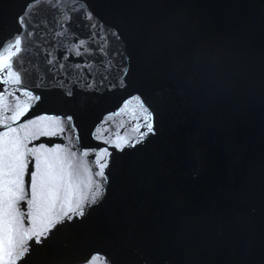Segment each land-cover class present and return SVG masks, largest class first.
Wrapping results in <instances>:
<instances>
[{
    "label": "water",
    "instance_id": "obj_1",
    "mask_svg": "<svg viewBox=\"0 0 264 264\" xmlns=\"http://www.w3.org/2000/svg\"><path fill=\"white\" fill-rule=\"evenodd\" d=\"M0 264H264V0H0Z\"/></svg>",
    "mask_w": 264,
    "mask_h": 264
}]
</instances>
